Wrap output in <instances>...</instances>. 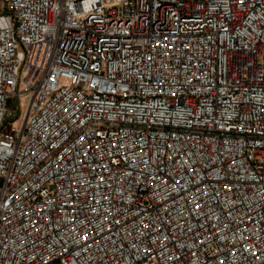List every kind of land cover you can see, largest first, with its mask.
<instances>
[{
  "label": "built area",
  "instance_id": "1",
  "mask_svg": "<svg viewBox=\"0 0 264 264\" xmlns=\"http://www.w3.org/2000/svg\"><path fill=\"white\" fill-rule=\"evenodd\" d=\"M1 3L0 264H264V0Z\"/></svg>",
  "mask_w": 264,
  "mask_h": 264
},
{
  "label": "rangeland",
  "instance_id": "2",
  "mask_svg": "<svg viewBox=\"0 0 264 264\" xmlns=\"http://www.w3.org/2000/svg\"><path fill=\"white\" fill-rule=\"evenodd\" d=\"M5 13H6V10L2 7V3H1V0H0V14H5ZM8 106L10 108H14L15 107V102H14L13 99L12 100H9Z\"/></svg>",
  "mask_w": 264,
  "mask_h": 264
}]
</instances>
